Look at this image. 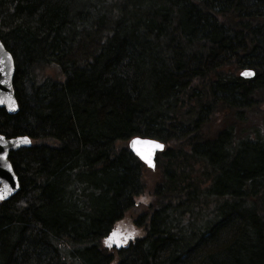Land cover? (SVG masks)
Masks as SVG:
<instances>
[{
    "label": "trees",
    "instance_id": "obj_1",
    "mask_svg": "<svg viewBox=\"0 0 264 264\" xmlns=\"http://www.w3.org/2000/svg\"><path fill=\"white\" fill-rule=\"evenodd\" d=\"M0 41V264H264V0H0Z\"/></svg>",
    "mask_w": 264,
    "mask_h": 264
},
{
    "label": "water",
    "instance_id": "obj_2",
    "mask_svg": "<svg viewBox=\"0 0 264 264\" xmlns=\"http://www.w3.org/2000/svg\"><path fill=\"white\" fill-rule=\"evenodd\" d=\"M0 60L3 62L0 63V109L6 110V112L9 115H13L18 112L16 99L14 98V90L12 86V79H13V72H14V63L11 54L6 51L0 41ZM9 56L11 59L9 60ZM249 72L250 75L242 76L241 73ZM239 76L242 78H252L253 73L250 70L242 71ZM13 104L15 105V109L12 110ZM0 137H3V141H0V144H3L6 146L4 150V154L6 156L5 159H0V195H4V199L0 200V202H5L6 200L14 197L18 191V180L16 179L13 168L9 170L10 162L8 160V155L12 152H15L18 149L22 148H28L31 146L30 140L27 138V143L23 142V140L18 138H24V137H14V138H5L3 135ZM136 140L138 143L133 144L132 142ZM145 141H153L155 144L162 145L157 140H151L147 138H138L133 137L128 142V150L129 152L133 153L135 157L138 159L140 163L146 166V168L150 170H154L155 168V155L157 153H160L163 151V148L156 147L155 144H146ZM140 153H143L147 159L151 162V164L147 163L145 159L141 158ZM14 177V179H11V183H9V178ZM5 184H8V187L11 188V191H8V188H5ZM120 236L116 234V236L113 237L111 241H109V244L111 246H107L108 248H113L114 246L118 249L119 246H117V242H119V245L121 243ZM106 246V244H105Z\"/></svg>",
    "mask_w": 264,
    "mask_h": 264
},
{
    "label": "rangeland",
    "instance_id": "obj_3",
    "mask_svg": "<svg viewBox=\"0 0 264 264\" xmlns=\"http://www.w3.org/2000/svg\"><path fill=\"white\" fill-rule=\"evenodd\" d=\"M144 185L146 186L145 191L142 195L136 197L135 199V210L141 211L146 210V207L153 202L151 198V191L154 188V184L157 183L159 175L153 170L144 168L143 170Z\"/></svg>",
    "mask_w": 264,
    "mask_h": 264
},
{
    "label": "snow or ice",
    "instance_id": "obj_4",
    "mask_svg": "<svg viewBox=\"0 0 264 264\" xmlns=\"http://www.w3.org/2000/svg\"><path fill=\"white\" fill-rule=\"evenodd\" d=\"M0 47H2V46H0ZM10 59H11V57L9 56V60H10ZM2 62H3V61L0 60V63H2ZM250 74H251V73H249V72L241 73L242 76H246V75H250ZM14 109H15V105L13 104V106H12V110H14ZM3 139H4L3 137H0V141H3ZM18 139H21V140H23V142L27 143V137H24V138H18ZM132 143H133V144H136V143H138V141L134 140ZM144 143H146V144H155V142H153V141H145ZM155 146H156V147H159V148H162V147H163L162 145H159V144H155ZM5 148H6L5 145L0 144V159H5V158H6V156H5V154H4V150H5ZM140 155H141V158H142V159H145V161H146L147 163L151 164V162L147 159V157H146L143 153H140ZM9 170H11V167H10V166H9ZM11 179H14V177L9 178V183H11ZM5 188H8V191H9V192L11 191V188L8 187V184H5ZM3 199H4V195H0V200H3ZM114 236H116V233H115V232L112 233V234H110V235L106 238V240H105V244H106V246H111V245L109 244V241H111V240L113 239ZM117 246H119V242H117Z\"/></svg>",
    "mask_w": 264,
    "mask_h": 264
}]
</instances>
